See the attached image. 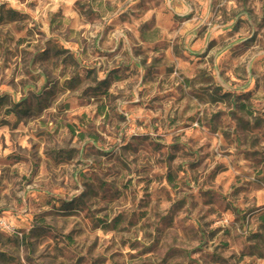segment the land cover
Wrapping results in <instances>:
<instances>
[{"label":"clouds","instance_id":"obj_1","mask_svg":"<svg viewBox=\"0 0 264 264\" xmlns=\"http://www.w3.org/2000/svg\"><path fill=\"white\" fill-rule=\"evenodd\" d=\"M0 264H264V0H0Z\"/></svg>","mask_w":264,"mask_h":264}]
</instances>
